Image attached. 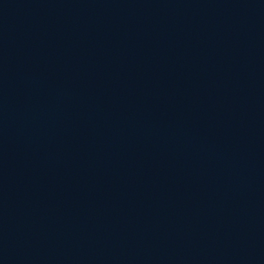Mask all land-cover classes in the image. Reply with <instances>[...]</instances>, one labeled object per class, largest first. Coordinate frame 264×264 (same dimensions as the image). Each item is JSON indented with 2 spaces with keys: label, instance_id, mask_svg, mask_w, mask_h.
Listing matches in <instances>:
<instances>
[{
  "label": "water",
  "instance_id": "95a60500",
  "mask_svg": "<svg viewBox=\"0 0 264 264\" xmlns=\"http://www.w3.org/2000/svg\"><path fill=\"white\" fill-rule=\"evenodd\" d=\"M0 264H264V0H0Z\"/></svg>",
  "mask_w": 264,
  "mask_h": 264
}]
</instances>
